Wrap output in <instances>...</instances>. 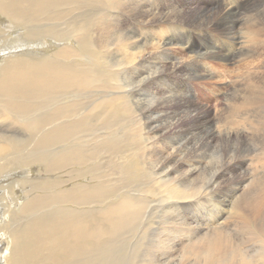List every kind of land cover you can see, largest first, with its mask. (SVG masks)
Listing matches in <instances>:
<instances>
[{
	"label": "bare ground",
	"instance_id": "6f19581e",
	"mask_svg": "<svg viewBox=\"0 0 264 264\" xmlns=\"http://www.w3.org/2000/svg\"><path fill=\"white\" fill-rule=\"evenodd\" d=\"M94 3L0 0L10 26L25 25V36L57 47L50 55L16 52L0 65V262L141 264L130 238L153 229L157 217L148 241L180 232L194 250L188 264H264V0H195L196 8L185 0H115L114 11ZM121 6L126 13L116 11ZM231 61L225 103L210 108L198 98L207 86L199 80L220 78L215 64ZM98 78L114 82L91 98L87 85ZM96 116L111 126L96 132L104 156L77 134ZM214 143L227 160L209 176L203 161ZM127 144H141L132 156L142 174ZM216 155L210 162L222 160ZM258 166L247 178L244 171ZM110 168V189L93 183L98 169L111 179ZM204 193L221 204L218 215L191 224L186 204Z\"/></svg>",
	"mask_w": 264,
	"mask_h": 264
},
{
	"label": "rangeland",
	"instance_id": "374dc122",
	"mask_svg": "<svg viewBox=\"0 0 264 264\" xmlns=\"http://www.w3.org/2000/svg\"><path fill=\"white\" fill-rule=\"evenodd\" d=\"M94 1H95L94 5H93L94 7H97L98 4H101L103 6V3H104V4H107V6H108L106 8V10H108V11H110V10L114 11L115 10V0H110V1H108V0H94ZM185 3H187L186 4L187 7L190 6V8H196L195 7L196 6L195 5V0H185ZM88 6L89 5H87V7ZM123 8L125 10L124 13H126L127 12V6H121L120 9H116V11H118V12H121L122 11L123 12V10H122ZM205 8H206L205 6L204 7L202 6L201 9H205ZM127 16L128 15L126 14V17ZM3 19H4V17L1 16V14H0V21H2V22H0V35H1L0 36V65H2V64L4 65L5 62H6V60L9 58V56L14 55V53H16V52L32 51V52H37L39 54L50 55V54H52L56 50L57 47L52 43V41H51L50 38H43L42 41H41V39H38V38L32 39V37H27L25 35L28 32V30L25 29L26 28L25 25H21V27H20L21 30L20 29L17 30V29L14 28V25H11L12 27L10 26V22L8 20L5 21ZM109 25H110V22L107 21L105 23V26H109ZM70 43H72V42H70ZM3 49H4V51H3ZM84 56H86V55H84ZM84 56H82V57H84ZM4 57H6V58H4ZM84 58H86V57H84ZM211 63H215V61L214 62H211ZM77 64H79L77 66H80V62L77 61ZM235 65H236L235 62H233V61L227 63V65H226L225 68L222 67L221 64H215V69L217 71L219 70L218 73L220 74L222 72L220 74V76H221L220 78L221 79L219 77H216V76H213V77H205L203 79L200 78L201 80H199V81L200 82H205L207 86H199V89H200L199 92L201 93V95L198 96L199 100H202V98H203L204 99L203 102L208 103V106L210 108H213V106H215V105L222 104L223 102L225 103V101L223 100V97L222 98H220V97L222 96V93L224 92V89H222V88L227 85V81L228 80L223 79V78L226 76L227 79H228V77H230L229 74L232 76V78L235 77L234 76V73L226 72L225 69H228L229 68L228 71L229 70L231 71L232 69H234L236 67ZM74 66H76V65H73L72 67H74ZM88 69H94V70H96V71L99 72V70L97 68H95L93 65H91ZM125 77H126V80L127 81H131V73L126 72ZM240 79H241V77H240ZM113 82H114V80H104V79L98 78L97 80L90 81V83L87 85V90L90 91V93L92 95L91 98H94L96 96L102 95L104 91L109 90V88L113 85ZM161 87H165V86L162 85ZM207 88H209V89H207ZM230 88H231V85H228V88L227 89H230ZM141 89H142V93H144L145 98L147 100L153 98L151 86L141 87ZM201 89H202V92H201ZM207 90H208V92H207ZM227 91L230 92V90H227ZM146 92H149L150 94H145ZM211 93H212V95H211ZM144 95H140V97H144ZM207 95L209 97H206ZM213 96H215V97H213ZM217 102H219V103H217ZM263 115L261 117H263ZM94 120L97 121V124L96 125H94L93 127H90V128H82V129H79V132H77V134H80V138H81V140H82V142L84 144H94L95 143L96 151L97 152H100V155L101 156H104V155H106V148L104 146L105 150L103 152H101V141H100V138L98 137V133H96V132H99L101 134L103 133L101 131L109 132L108 130L111 129V126H110V124L108 122H105V118H101V119L99 118L98 119V116H96V118ZM94 120L92 119L91 121H93V123H95L96 121H94ZM108 137L111 138V136H108ZM140 145L141 144H139L138 146H132L131 147L130 145L127 144L126 149L128 150V159L130 160L131 157H132L138 164H140V165H138V172L142 174L141 167L143 165H142L141 161L139 159H137L136 157L132 156L133 150L136 151V150H138V148L140 149L142 147ZM222 147H223L222 145H219V144H215L214 143V144L211 145V147L205 153V155L208 156V157H207V160L205 159L203 161V166L205 167L204 168L205 172L209 176H211L214 173H216L219 170V167H221L224 164V162L227 160V155L222 150ZM91 149H92V146H88V147H83L82 148L83 152L84 153H87V154L91 151ZM258 150L259 149H257L255 151L256 154L258 153ZM107 153H108V157H110L111 154H112L109 146H107ZM219 153H220V155H219ZM253 153H254V149L252 148V150H251L249 148L248 149V154H247V156H246L245 159H247V158L249 159L250 156H252ZM215 154H217L216 156L218 158L222 159V160L219 159L220 161H218V163L217 162H210L211 156H213ZM213 163H215V164H213ZM255 163H256V161H255ZM259 167L260 166H258L256 168L251 167V169H246L244 171L246 174H248L246 177L247 178L250 177V174L248 172H251L254 169H256L257 172H258L259 170L257 168H259ZM215 168H216V170H215ZM111 172H112L111 179H107V178H104L102 176L101 169H98L95 172V177L92 179L93 183H100L101 186H104V187H107V188L110 189L112 187L113 179H114V174H113V170L112 169H111ZM260 176H262V174H256L255 177H254V179H253L254 180V184H253L254 191L256 190L255 187L258 186L257 185V183H258L257 182V179ZM178 177L180 178V174L178 175ZM255 178H257V179H255ZM83 181L86 182L87 180L86 179H83ZM157 186H158V188L155 190L156 193L159 191V188L162 189L161 186H159V185H157ZM163 189H164V187H163ZM162 195H163V193L161 192V196ZM158 198H159V195H156L153 199L155 200V199H158ZM208 199H210V200H208ZM111 200L113 202V199H111ZM157 202L158 201H156L155 203L157 204ZM193 202L191 201L188 204H186L188 206V208L185 209L187 211L186 213H188L191 217H192V214L194 213L193 214L194 218L189 217V218L192 219V220L190 219V221H189L191 224L193 223V220H197V221L199 220V222H203L204 221L205 223L208 222V220L210 219V217L212 218V217L218 215L217 206L218 207L221 206V204L218 203V201L216 199H211V196L210 195H206V194H205V197L204 196H201L200 198L199 197L195 198L193 200ZM195 205H197V206H195ZM207 205H208V207H205ZM196 208H198V209H196ZM223 208L221 207V209H223L225 215L227 213V216H229V214H228L229 213V210H230L229 204L227 203L226 204V207H223ZM196 211H197V213H196ZM174 216H176V215L174 214ZM146 219H147V215L144 216V220L145 221H146ZM158 222H159V219L157 217H155L154 218V223L152 224L153 229L152 228L151 229L148 228V229L143 230L138 225H134V227L139 228L141 230H138V232L130 238L132 244L137 247V249H136V252L137 253H133L132 258L137 259V262L141 260L142 261L141 264H145V263L146 264H167L168 262H170L171 264H176L178 261L180 263H177V264H188V258H191L192 257V255L194 253V250H189L185 246V244L187 243L186 240H188V238L185 237L184 235H181L180 232H175L173 235H169L166 238H161V236H160L159 237L160 239H158L160 241H157L156 243H152L151 244L150 241H148L149 239H151V238H153V237L156 236V235L154 236V234L157 232L155 228L158 226L157 225ZM181 223H182V221H181ZM185 227H187V226H185ZM184 229H182L181 231H184ZM128 230H131V229H128ZM177 233H179V234H177ZM129 235H130V232H129ZM169 237H170V240H169ZM164 239H166V240H164ZM161 240L162 241H167L168 240V241H171V243L174 241L172 243V244H174V246H172V248H164V247H162V244L159 243V242H162ZM146 245H149L150 247L148 249H145ZM153 245H155V246H153ZM160 246H161V248H160ZM4 248H5V246H4ZM183 250H185V253H184ZM145 251L148 252V253H146ZM166 251H168V252H166ZM162 252H163V254H162ZM182 252L184 254H182ZM130 255H129V257H130ZM143 255H144V258H143ZM164 255L167 256V257H165ZM0 256L4 260L5 256L3 254V250H1ZM149 256H151V260H150V257ZM168 256H169V258H168ZM174 257H176V258H174ZM156 258H157V260H156ZM161 258H163V259H161ZM170 259L172 260V262L169 261ZM154 260H156V261H154ZM164 260H165V262H164ZM0 264H3V262H0Z\"/></svg>",
	"mask_w": 264,
	"mask_h": 264
}]
</instances>
